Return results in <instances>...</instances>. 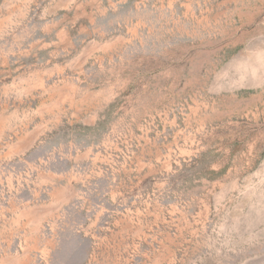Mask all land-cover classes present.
Here are the masks:
<instances>
[{
  "label": "rangeland",
  "instance_id": "obj_1",
  "mask_svg": "<svg viewBox=\"0 0 264 264\" xmlns=\"http://www.w3.org/2000/svg\"><path fill=\"white\" fill-rule=\"evenodd\" d=\"M0 264H264V0H0Z\"/></svg>",
  "mask_w": 264,
  "mask_h": 264
}]
</instances>
